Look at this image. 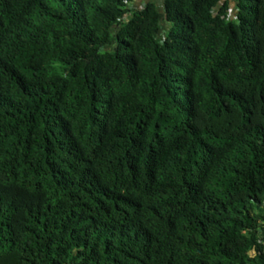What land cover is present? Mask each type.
I'll return each mask as SVG.
<instances>
[{
  "label": "trees",
  "instance_id": "1",
  "mask_svg": "<svg viewBox=\"0 0 264 264\" xmlns=\"http://www.w3.org/2000/svg\"><path fill=\"white\" fill-rule=\"evenodd\" d=\"M140 1L0 0V264H264V0Z\"/></svg>",
  "mask_w": 264,
  "mask_h": 264
},
{
  "label": "rangeland",
  "instance_id": "2",
  "mask_svg": "<svg viewBox=\"0 0 264 264\" xmlns=\"http://www.w3.org/2000/svg\"><path fill=\"white\" fill-rule=\"evenodd\" d=\"M143 1H147V0H142V2L140 1L139 3H143ZM159 1V3H160V7L162 8L163 7V5H162V2H163V0H158ZM166 28H167V26L166 25H164V28L162 29V31H164L165 32V30H166Z\"/></svg>",
  "mask_w": 264,
  "mask_h": 264
},
{
  "label": "clouds",
  "instance_id": "3",
  "mask_svg": "<svg viewBox=\"0 0 264 264\" xmlns=\"http://www.w3.org/2000/svg\"><path fill=\"white\" fill-rule=\"evenodd\" d=\"M264 236V235H263ZM264 240V237L262 238ZM263 240H262V243H263ZM264 244V243H263Z\"/></svg>",
  "mask_w": 264,
  "mask_h": 264
},
{
  "label": "built area",
  "instance_id": "4",
  "mask_svg": "<svg viewBox=\"0 0 264 264\" xmlns=\"http://www.w3.org/2000/svg\"><path fill=\"white\" fill-rule=\"evenodd\" d=\"M263 243H264V240H263Z\"/></svg>",
  "mask_w": 264,
  "mask_h": 264
}]
</instances>
